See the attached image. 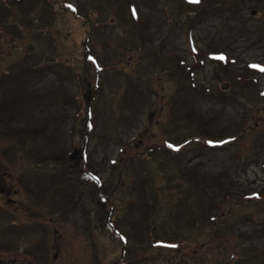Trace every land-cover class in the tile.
<instances>
[{
  "label": "rangeland",
  "instance_id": "374dc122",
  "mask_svg": "<svg viewBox=\"0 0 264 264\" xmlns=\"http://www.w3.org/2000/svg\"><path fill=\"white\" fill-rule=\"evenodd\" d=\"M252 65L264 0H0V167H14L0 168V241L38 231L51 264H264ZM93 191L129 242L111 238Z\"/></svg>",
  "mask_w": 264,
  "mask_h": 264
},
{
  "label": "flooded vegetation",
  "instance_id": "af4514ba",
  "mask_svg": "<svg viewBox=\"0 0 264 264\" xmlns=\"http://www.w3.org/2000/svg\"><path fill=\"white\" fill-rule=\"evenodd\" d=\"M24 195H28L25 190H21ZM3 215H0L2 217ZM11 221V220H6ZM31 234L21 235V239L24 241V244L14 245L11 243H4L0 241V264H51L52 261L49 260L50 253L44 254L42 251L45 247L52 246L44 239L37 238L38 231L32 230ZM25 236V237H24ZM31 236V237H30ZM41 241H46V246H40L39 248H35L34 246H29L27 242L34 244V242L39 243ZM54 260L57 259L58 256H52Z\"/></svg>",
  "mask_w": 264,
  "mask_h": 264
},
{
  "label": "trees",
  "instance_id": "16d2710c",
  "mask_svg": "<svg viewBox=\"0 0 264 264\" xmlns=\"http://www.w3.org/2000/svg\"><path fill=\"white\" fill-rule=\"evenodd\" d=\"M185 3H192V2H190V0H185ZM197 12H198V11L194 10V11L192 12V14H191V17H192L195 13L197 14ZM195 16H196V15H195ZM219 51H223V50L219 49ZM83 59H84V60H88V59H90L89 55L86 56V51H85L84 54H83ZM179 62H182V60L179 61L177 58H175V64H176L177 67H178ZM184 62H186V60H185ZM89 64H90V62H89ZM260 65H261V61L259 62V66H260ZM179 68H181V66H180ZM184 68H186V67H184ZM253 71L256 72V70H253ZM197 89L199 90L198 86H197ZM198 113H199V112H198ZM205 137H208V136H205ZM197 139H198V140H203V142L205 141V139H203V138L200 137V136H199ZM229 189L234 190V189L231 188V187H230ZM257 193L260 194V189L257 190ZM243 195L247 196L246 193H243ZM259 204H261V203H259ZM158 239H160V238H158Z\"/></svg>",
  "mask_w": 264,
  "mask_h": 264
},
{
  "label": "snow or ice",
  "instance_id": "6c2138e0",
  "mask_svg": "<svg viewBox=\"0 0 264 264\" xmlns=\"http://www.w3.org/2000/svg\"><path fill=\"white\" fill-rule=\"evenodd\" d=\"M190 2L199 3L200 0H190ZM219 59H224V57L221 56V57H219ZM251 67L258 68V70H260V71H264V68H259V66H257V65H252ZM169 147H171V145H169Z\"/></svg>",
  "mask_w": 264,
  "mask_h": 264
},
{
  "label": "water",
  "instance_id": "95a60500",
  "mask_svg": "<svg viewBox=\"0 0 264 264\" xmlns=\"http://www.w3.org/2000/svg\"><path fill=\"white\" fill-rule=\"evenodd\" d=\"M72 153H73V152H71V153L69 154V156H68L69 158H70V157H72V156H71V155H72Z\"/></svg>",
  "mask_w": 264,
  "mask_h": 264
}]
</instances>
